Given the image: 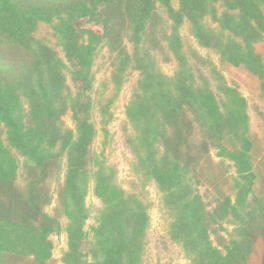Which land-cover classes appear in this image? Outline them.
<instances>
[{"label": "trees", "instance_id": "1", "mask_svg": "<svg viewBox=\"0 0 264 264\" xmlns=\"http://www.w3.org/2000/svg\"><path fill=\"white\" fill-rule=\"evenodd\" d=\"M207 17L215 26L205 23ZM185 22L197 43L221 62L256 75L264 97V59L255 49L264 40V0H0V49L21 58L13 65L0 62V264H47L49 236L61 230L63 264H142L147 205L119 186L114 168L91 150L96 128L86 92L93 86L99 45L111 53L109 102L129 66L140 73L125 107L133 131L127 143L134 172L161 193L170 239L190 264H264V192L254 191L247 101L235 86H221L218 95L202 73L196 79L178 34ZM41 23L66 61L37 35ZM143 36L161 41L172 54L177 66L171 76L154 66L149 49L140 52ZM100 104L105 114L109 105ZM67 112L75 129L63 122ZM212 148L236 173L233 200L225 196L208 210L194 181ZM63 167L56 206L48 213L54 197L48 180L58 179ZM91 181L101 206L88 232ZM224 220L232 229L219 248L210 228Z\"/></svg>", "mask_w": 264, "mask_h": 264}, {"label": "rangeland", "instance_id": "2", "mask_svg": "<svg viewBox=\"0 0 264 264\" xmlns=\"http://www.w3.org/2000/svg\"><path fill=\"white\" fill-rule=\"evenodd\" d=\"M38 1L42 0H30V2ZM161 15L164 16V14ZM76 23L79 26L92 25L90 23L85 24L82 20H78ZM205 23L215 26L208 17L205 18ZM93 27L98 29L97 26ZM49 31V26L41 23L36 33L39 36L46 37L58 54L66 61L63 52L55 44V39L50 36ZM178 34L181 39V49L198 81H200L199 75L202 73L209 81L212 90L218 95L221 93V86L231 85L235 86L245 97L248 113V135L252 143L250 158L256 174L254 191L257 194L264 192V97L259 94L257 76L242 66L221 62L213 50L202 47L197 43L186 22L179 27ZM143 38L145 37L143 36ZM125 44L127 50L131 53L133 50L132 43L126 40ZM163 44L161 41L150 43L145 38L140 43V52L143 53L144 48L149 49L154 66L164 75L171 76L177 65L172 54L166 52L167 50L163 47ZM255 49L262 54L264 59V40L258 41L255 44ZM110 54L106 46H98L92 64L93 86L90 91L86 92L91 99L90 114L96 128L91 150L98 156V159L114 168L115 179L119 186L129 193L136 194L147 205L149 225L146 232V245L142 264H190L189 258L181 245L172 241L169 237V215L155 183L143 181L142 177L133 170L134 156L127 143V138L133 131L125 115V107L134 94L140 73L137 69L129 66L125 72L122 86L113 100L109 102L108 98L113 94V85L110 82V72L112 70ZM13 56L7 53L5 49H0V62L4 61L8 65H13L21 61V58ZM66 82L70 86V91L75 93L77 87L70 79L69 73H67ZM100 101L109 105L105 114H102ZM62 119L66 127L75 129L70 112L65 113ZM18 160L20 179L23 158L19 156ZM63 170L64 167L58 179L50 178L48 180L54 194L51 204L45 208L48 213H52L56 206V187L58 181L63 178ZM235 173V167L230 160L220 157L216 149H210L208 155L201 161L195 178L197 180L194 181L195 187L208 210L213 209L217 202L225 196H229L233 200V177ZM85 204L88 207L89 216L84 229L89 232L91 225L95 224V218L101 206L100 199L93 192L92 181L89 184ZM61 220L62 224L65 225V219L61 218ZM231 229L232 224L228 220H224L220 225H211L210 239L212 243L222 248V242L228 238ZM49 239L52 242V250L47 264H63L61 255L66 248L65 231L61 230L59 233H53L49 236Z\"/></svg>", "mask_w": 264, "mask_h": 264}]
</instances>
